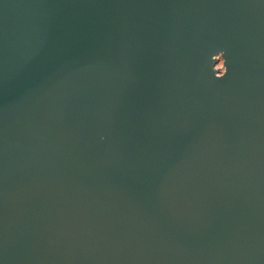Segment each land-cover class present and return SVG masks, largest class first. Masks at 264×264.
<instances>
[{"label":"water","instance_id":"95a60500","mask_svg":"<svg viewBox=\"0 0 264 264\" xmlns=\"http://www.w3.org/2000/svg\"><path fill=\"white\" fill-rule=\"evenodd\" d=\"M0 264H264V0H0Z\"/></svg>","mask_w":264,"mask_h":264},{"label":"rangeland","instance_id":"374dc122","mask_svg":"<svg viewBox=\"0 0 264 264\" xmlns=\"http://www.w3.org/2000/svg\"><path fill=\"white\" fill-rule=\"evenodd\" d=\"M223 60L220 58L219 60H218V62L216 63V67H218V68H220L223 64ZM222 69L221 70H224V68H223V66L221 67ZM222 72V71H221ZM220 72V73H221Z\"/></svg>","mask_w":264,"mask_h":264},{"label":"built area","instance_id":"2783aa9c","mask_svg":"<svg viewBox=\"0 0 264 264\" xmlns=\"http://www.w3.org/2000/svg\"><path fill=\"white\" fill-rule=\"evenodd\" d=\"M222 64H223V63H222ZM222 66H223V65H222ZM222 66H221V67H222ZM221 67H220V69H222ZM223 68H224V66H223ZM221 71H223V70H221Z\"/></svg>","mask_w":264,"mask_h":264},{"label":"bare ground","instance_id":"6f19581e","mask_svg":"<svg viewBox=\"0 0 264 264\" xmlns=\"http://www.w3.org/2000/svg\"><path fill=\"white\" fill-rule=\"evenodd\" d=\"M222 59V58H221Z\"/></svg>","mask_w":264,"mask_h":264},{"label":"flooded vegetation","instance_id":"af4514ba","mask_svg":"<svg viewBox=\"0 0 264 264\" xmlns=\"http://www.w3.org/2000/svg\"><path fill=\"white\" fill-rule=\"evenodd\" d=\"M223 72V71H222Z\"/></svg>","mask_w":264,"mask_h":264}]
</instances>
